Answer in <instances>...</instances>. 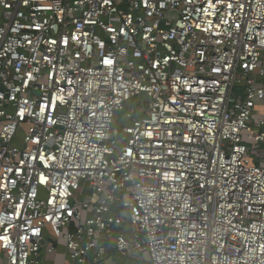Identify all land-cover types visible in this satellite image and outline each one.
Masks as SVG:
<instances>
[{
  "label": "built area",
  "instance_id": "obj_1",
  "mask_svg": "<svg viewBox=\"0 0 264 264\" xmlns=\"http://www.w3.org/2000/svg\"><path fill=\"white\" fill-rule=\"evenodd\" d=\"M61 250L264 264V0H0V264Z\"/></svg>",
  "mask_w": 264,
  "mask_h": 264
},
{
  "label": "crops",
  "instance_id": "obj_2",
  "mask_svg": "<svg viewBox=\"0 0 264 264\" xmlns=\"http://www.w3.org/2000/svg\"><path fill=\"white\" fill-rule=\"evenodd\" d=\"M64 250L60 251V254L51 255L48 257V260H54L57 262V264H64V258H63Z\"/></svg>",
  "mask_w": 264,
  "mask_h": 264
},
{
  "label": "snow or ice",
  "instance_id": "obj_3",
  "mask_svg": "<svg viewBox=\"0 0 264 264\" xmlns=\"http://www.w3.org/2000/svg\"><path fill=\"white\" fill-rule=\"evenodd\" d=\"M231 6H232L231 4H228V7H231ZM225 23H226V21H225ZM65 43H67V41H65ZM104 63H105V64H112L113 61H112V60H108V59H106V60H104ZM216 71H219V69H216ZM201 90H202V89H201ZM45 107H48V106H45ZM147 135H148V136H152V133H151V132H148ZM128 155H131V152H129ZM168 178H169V177H167V176L165 177V179H168ZM49 219H51V217H49ZM4 239L7 240V237H4Z\"/></svg>",
  "mask_w": 264,
  "mask_h": 264
},
{
  "label": "rangeland",
  "instance_id": "obj_4",
  "mask_svg": "<svg viewBox=\"0 0 264 264\" xmlns=\"http://www.w3.org/2000/svg\"><path fill=\"white\" fill-rule=\"evenodd\" d=\"M261 108H262V106H261ZM119 264H136V261H133V262H127V261H124V259H122V258H119Z\"/></svg>",
  "mask_w": 264,
  "mask_h": 264
}]
</instances>
